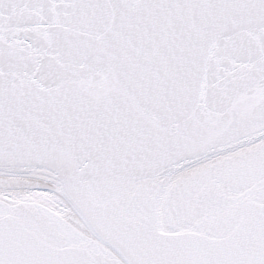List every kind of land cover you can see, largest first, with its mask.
<instances>
[{"label":"snow or ice","instance_id":"1","mask_svg":"<svg viewBox=\"0 0 264 264\" xmlns=\"http://www.w3.org/2000/svg\"><path fill=\"white\" fill-rule=\"evenodd\" d=\"M0 264H264V0H0Z\"/></svg>","mask_w":264,"mask_h":264}]
</instances>
